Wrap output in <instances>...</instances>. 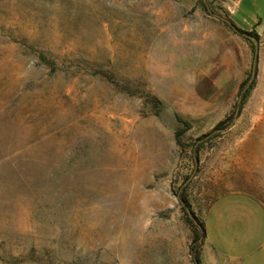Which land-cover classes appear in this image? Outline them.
I'll return each mask as SVG.
<instances>
[{"label":"rangeland","instance_id":"obj_1","mask_svg":"<svg viewBox=\"0 0 264 264\" xmlns=\"http://www.w3.org/2000/svg\"><path fill=\"white\" fill-rule=\"evenodd\" d=\"M237 6L0 0V264H194L179 194L264 195V0Z\"/></svg>","mask_w":264,"mask_h":264},{"label":"crops","instance_id":"obj_2","mask_svg":"<svg viewBox=\"0 0 264 264\" xmlns=\"http://www.w3.org/2000/svg\"><path fill=\"white\" fill-rule=\"evenodd\" d=\"M202 221L203 264H264V195L246 191L219 195Z\"/></svg>","mask_w":264,"mask_h":264},{"label":"trees","instance_id":"obj_3","mask_svg":"<svg viewBox=\"0 0 264 264\" xmlns=\"http://www.w3.org/2000/svg\"><path fill=\"white\" fill-rule=\"evenodd\" d=\"M225 24L236 34L241 35V36H255L257 35L253 31H244L241 30L237 27L234 26V24L231 21H226L224 20ZM247 40L250 42L252 46V65H251V70L248 72L247 76L245 79L240 83L239 88H238V101L236 103V109L240 110L243 103L246 101L250 91L254 87L255 84V75H256V60H257V55L255 51V44L254 42L247 38ZM40 59L43 63L46 65H50L54 67V63L51 60H48L47 57H45L43 54H41ZM102 75L103 78H105L107 81L114 83L115 85H119V82L117 79L113 76L112 73L110 72H97ZM125 90L128 91L130 95H136L137 91H134L133 89L130 90V87L124 86ZM141 97L145 100V102L150 103L153 107L157 108L161 104V101L154 95H142ZM235 117V115H231L228 119L231 120ZM224 125V122H220L215 126V130L221 129ZM184 129L181 128L177 130L176 136L178 137L181 132H183ZM178 199L181 205L182 212L184 213V219L186 224L189 226L192 234V242L189 247V254L192 257V261L194 264H201L200 260V251L201 248L204 244L205 241V232H204V226H203V221L200 218H197L193 212L190 211L189 209V204L186 201V198L184 195L179 194Z\"/></svg>","mask_w":264,"mask_h":264},{"label":"built area","instance_id":"obj_4","mask_svg":"<svg viewBox=\"0 0 264 264\" xmlns=\"http://www.w3.org/2000/svg\"><path fill=\"white\" fill-rule=\"evenodd\" d=\"M223 1L233 6H237L240 0H223Z\"/></svg>","mask_w":264,"mask_h":264},{"label":"water","instance_id":"obj_5","mask_svg":"<svg viewBox=\"0 0 264 264\" xmlns=\"http://www.w3.org/2000/svg\"><path fill=\"white\" fill-rule=\"evenodd\" d=\"M251 39L255 40L254 38L251 37Z\"/></svg>","mask_w":264,"mask_h":264}]
</instances>
